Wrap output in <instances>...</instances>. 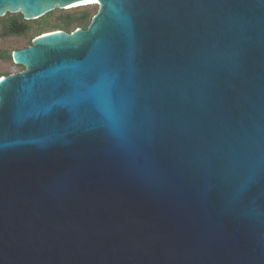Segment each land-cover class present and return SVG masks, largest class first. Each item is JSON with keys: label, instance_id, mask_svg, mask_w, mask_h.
<instances>
[{"label": "water", "instance_id": "obj_1", "mask_svg": "<svg viewBox=\"0 0 264 264\" xmlns=\"http://www.w3.org/2000/svg\"><path fill=\"white\" fill-rule=\"evenodd\" d=\"M95 1L0 79V264H264V0Z\"/></svg>", "mask_w": 264, "mask_h": 264}, {"label": "rangeland", "instance_id": "obj_2", "mask_svg": "<svg viewBox=\"0 0 264 264\" xmlns=\"http://www.w3.org/2000/svg\"><path fill=\"white\" fill-rule=\"evenodd\" d=\"M89 10L91 13L96 14L98 11V6L95 4L89 5ZM83 11L82 9H69V10H58L55 9L52 11L51 14L47 15V18L43 22V24H37V21H28L26 24L29 27V31L24 36L13 35V36H6L5 32L3 31V25L5 22L10 18H16L19 21H22V18L19 14H6L4 17L0 18V50L12 54L15 50L24 49L29 46V42L32 41L31 38L34 35V32L38 31L40 35H44V33H49L52 31L49 27L56 25L61 22L65 21H72V25L70 26L69 32L71 33L72 28L80 27L76 26L74 21L77 20L80 16V12ZM87 24V22H86ZM89 25V24H88ZM83 27V26H82ZM84 29V28H82ZM41 31V32H40ZM23 71L22 67L16 66L13 64L12 61H4L0 60V77L2 76H9L12 74L20 73Z\"/></svg>", "mask_w": 264, "mask_h": 264}, {"label": "trees", "instance_id": "obj_3", "mask_svg": "<svg viewBox=\"0 0 264 264\" xmlns=\"http://www.w3.org/2000/svg\"><path fill=\"white\" fill-rule=\"evenodd\" d=\"M74 9H82L83 11L80 12L79 18L74 21L75 25L76 26H80V27H74V29L72 28L71 32L73 30H75L76 28H84V29H86L87 26H88V24L90 23L93 15H94L89 10L90 9L89 8V5L88 6H85V7L74 8ZM51 13H49V14H51ZM49 14H46L42 18H40L38 20H34V21H37L36 22L37 24H43V22L47 18V15H49ZM26 22H28V21H24L23 19H22V21H19L16 18H10L3 25V31L5 32V35L6 36H13V35L24 36L29 31V27L26 24ZM86 22H87V24H86ZM71 25H72V21H65V22H61V23H58L56 25L50 26L49 28L51 30H59V31H63V32H69V29H70V26ZM38 31L34 32V35L32 36L31 40L34 37L40 35V33ZM0 60L12 61L11 54L5 53V52H3V51L0 50Z\"/></svg>", "mask_w": 264, "mask_h": 264}, {"label": "bare ground", "instance_id": "obj_4", "mask_svg": "<svg viewBox=\"0 0 264 264\" xmlns=\"http://www.w3.org/2000/svg\"><path fill=\"white\" fill-rule=\"evenodd\" d=\"M95 3H97L95 0H86V1H84V2H81V3H79V4H75V5H73V6H69V7H67V8L75 7V6H82V5L95 4Z\"/></svg>", "mask_w": 264, "mask_h": 264}, {"label": "flooded vegetation", "instance_id": "obj_5", "mask_svg": "<svg viewBox=\"0 0 264 264\" xmlns=\"http://www.w3.org/2000/svg\"><path fill=\"white\" fill-rule=\"evenodd\" d=\"M36 37H37V36H36ZM34 38H35V37H34ZM34 38H33V39H34ZM33 39H32V40H33ZM30 43H31V42H30ZM19 67H20V66H19ZM22 68H23V67H22Z\"/></svg>", "mask_w": 264, "mask_h": 264}, {"label": "snow or ice", "instance_id": "obj_6", "mask_svg": "<svg viewBox=\"0 0 264 264\" xmlns=\"http://www.w3.org/2000/svg\"><path fill=\"white\" fill-rule=\"evenodd\" d=\"M0 79H3L2 77H0Z\"/></svg>", "mask_w": 264, "mask_h": 264}]
</instances>
